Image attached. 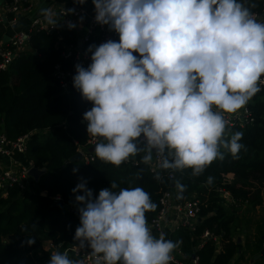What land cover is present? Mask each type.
Wrapping results in <instances>:
<instances>
[{
	"label": "clouds",
	"instance_id": "obj_1",
	"mask_svg": "<svg viewBox=\"0 0 264 264\" xmlns=\"http://www.w3.org/2000/svg\"><path fill=\"white\" fill-rule=\"evenodd\" d=\"M92 4L95 22L119 37L89 45L85 54H91V62L74 65L73 87L92 104L83 120L88 135L97 139L96 158L119 167L144 152L142 161L150 164L155 152L163 157V169H191L194 177L224 159L221 149L238 159L243 132L225 138L221 113L237 112L261 91L264 22L251 11L257 5L245 0ZM41 15L58 25L50 10L41 9ZM76 26L67 22L70 30ZM213 181L207 177L206 185ZM176 187L179 198L186 187L179 181ZM117 188L112 181L94 195L79 178L71 190L79 214L77 246L91 250L94 264H170L180 242L152 235L145 213L157 205L150 194L141 187ZM35 242L26 239L28 245ZM61 247L48 264H78Z\"/></svg>",
	"mask_w": 264,
	"mask_h": 264
},
{
	"label": "trees",
	"instance_id": "obj_2",
	"mask_svg": "<svg viewBox=\"0 0 264 264\" xmlns=\"http://www.w3.org/2000/svg\"><path fill=\"white\" fill-rule=\"evenodd\" d=\"M245 2L257 5L251 9L253 13L264 12V0ZM4 34L5 29L0 23V41ZM58 35L63 38L61 44H57ZM93 43L98 45V40L90 39L82 45L81 51L86 53ZM67 45L77 46L70 29L51 35L31 30L27 51L17 54L6 70H0V137L8 142L28 137L25 159L35 168L45 170L37 181L29 182L28 191L21 192L14 186L8 190L6 198L0 197V264H48L51 253L44 251L48 241L62 244L61 252L78 247L74 235L79 217L73 212L77 211V206L71 190L79 178L87 180V187L94 195H98L101 188L110 187L112 181L118 184L114 191L143 188L157 205L154 211L145 213L148 224L160 212L159 199L163 191L172 189L178 203L195 198L200 203L201 221L194 230L180 226L170 236V240L180 242L173 251L175 255L179 252L177 261L188 264L194 256L197 264H230L238 254L233 235L239 209L252 210L263 203L264 87L250 100L253 124L245 128L226 127L225 138L231 133L243 132L240 143L244 149L239 158L233 159L230 153L221 149L225 153L224 159L214 160L200 176H192L191 169L172 172L161 167L160 179H157L142 161L144 152L136 155L137 167L125 163L116 167L96 157L89 163L69 162L88 139L87 125L81 121L83 113L90 110L92 104L83 100L75 88L70 94H64L54 76L56 67L61 72L72 68L70 60L62 56ZM74 167L78 168L76 173H73ZM227 174H232L233 178L224 183L223 177ZM167 175H172V179ZM209 176L214 177V181L206 185ZM177 181L186 187L179 198ZM218 189L229 192L235 205H226L217 193ZM55 198H59L61 206H55ZM205 232L210 238L201 240ZM27 237L35 238L36 242L28 245ZM216 237L220 238L218 254L215 252ZM245 247V254L257 256L263 250L264 242L258 237L255 246L251 247L247 242ZM243 261L241 255L235 264ZM253 264H264L263 257Z\"/></svg>",
	"mask_w": 264,
	"mask_h": 264
},
{
	"label": "built area",
	"instance_id": "obj_3",
	"mask_svg": "<svg viewBox=\"0 0 264 264\" xmlns=\"http://www.w3.org/2000/svg\"><path fill=\"white\" fill-rule=\"evenodd\" d=\"M26 1V0H25ZM24 1V2H25ZM1 6H3L4 14H11L16 16L19 13H27V10L31 7L30 4L24 7L23 0H8L3 1ZM69 9H74V13H69ZM51 12V11H50ZM52 13V12H51ZM85 13L76 7H69L66 9H61L57 12L59 19L57 20V26L52 27V25L47 23L44 16L37 17L32 20L31 30L43 31L46 34H58L60 30L69 29L67 27V22H74L83 16ZM53 15V13H52ZM256 19L260 22H264V12L262 14H255ZM54 16V15H53ZM94 16L90 15L88 17L87 30L82 44L88 42L90 39L96 38L98 40V45L105 42L107 39L118 40V35L114 32H109L107 26H101L97 24L94 20ZM0 23H3V19L0 17ZM9 24L15 25L16 19L9 21ZM72 30V29H71ZM29 32H18L8 39L6 43L0 41V70H6L7 67L12 63L13 59L17 54L21 52H26L28 49L29 42ZM63 38L58 35L57 44H61ZM63 58L70 60L72 68L68 72L59 71L58 67L55 68L54 76L60 83V87L64 94H70L74 87L72 82V77L75 74L74 65L77 62L82 63L85 67L88 66L90 57L89 55L83 53L81 49L77 46L67 45L64 47ZM260 87H264V75L261 76L258 82ZM251 101L245 105L244 108L238 110L235 113H221L226 121L227 127H239L245 128L252 125L254 122L253 113L249 108ZM213 111H220L213 107ZM82 124L87 125V121L82 120ZM28 137H23L18 139L16 142H8L5 138L0 137V197L6 198L8 195V190L14 186L18 187L21 192H26L29 190V182L33 180L29 174L32 170L37 169L34 167L31 161L25 159L26 153V142ZM97 139L88 135V139L84 146L78 147L76 154H80L82 157V162L89 163L94 161L96 155L95 152L90 153L89 149L95 147ZM163 157L159 154L153 153V159L150 164H147L149 172L153 176H160L161 173V163ZM131 167H137L139 162L136 156L130 157L128 161L124 162ZM39 170V169H37ZM168 179H172V175H167ZM233 178L232 174H227L223 177L224 183L230 182ZM217 193L225 201L226 205H235V200L232 198L229 192L222 189H218ZM176 193L170 189L169 191H163L159 199L160 212L156 218L148 224L152 235H156L158 238L161 233L164 232V226L168 220L175 221V229L180 226L188 227L190 230H194L196 224L200 222V203L195 198L187 200L182 203H178L175 199ZM58 202L59 198H55ZM210 238L209 233H203L201 240ZM60 244H54L50 241L44 244V251L50 252L51 254L57 250V246ZM66 252L70 259L76 260L78 264H94V258L90 250L81 249L79 247H74L66 249ZM174 259L170 264H184L176 259V255L171 254ZM188 264H197V259L194 258Z\"/></svg>",
	"mask_w": 264,
	"mask_h": 264
},
{
	"label": "crops",
	"instance_id": "obj_4",
	"mask_svg": "<svg viewBox=\"0 0 264 264\" xmlns=\"http://www.w3.org/2000/svg\"><path fill=\"white\" fill-rule=\"evenodd\" d=\"M24 1L25 0H23L24 7L25 6L28 7L29 4L31 7L27 10V13H19L16 16L11 15V14H7V15L4 14L3 6H1L2 3H0V17L3 19L2 24H3V27L5 29V34H4V37L1 41L2 43L7 42V41H4L5 37H7L9 39L15 33H18V32L26 33V32L31 31L32 20L37 18V17L43 16V15H41V9L50 10L54 15L53 17L56 20H58L59 17L56 14L59 10L74 6L80 10H83L85 13L83 16H81V17H83V19H81V17H80L79 19H77L75 21L77 26L74 29H72L74 36L76 38L77 47L79 49L82 48V45H83L82 40L84 39L85 34H86L88 17L90 15L95 14L94 5L92 4V0H85V2L83 4L78 3L77 0H26L25 2ZM12 19H16L15 25L9 24V21H11ZM79 40H80V43H78ZM262 197H263V203L260 206L256 207L255 209H252V210H259L260 208L264 209V190L262 192ZM237 221H238V219H237ZM175 225H176L175 221L168 220L166 222V224L164 226V232H163L166 239L170 240V236L177 230V229H175ZM241 225H242L241 222H239V224L238 223L236 224V232L233 235V241L238 246V254L233 258V260L231 261L230 264L237 263V261L239 260L241 255H243L244 261L241 262L240 264H253L254 262H256V261H253V259L256 256L252 257L249 253L245 254V250H246L245 246H246L247 242L251 247L255 246L256 245V241H255L256 237L254 239L252 238L250 241V238L252 236H254L255 234L254 233L252 234L251 230L249 229L251 232V237H250L248 228H242ZM262 231L264 232L263 228H262ZM154 236H156V235L154 234ZM219 251H220V238L216 237L215 238V252H216V254H218ZM178 253L179 252H177V254H176L177 256L179 255ZM172 254L175 255L174 252ZM194 258L195 257L193 256V259ZM263 258H264V256H263ZM193 259L191 258V260H193Z\"/></svg>",
	"mask_w": 264,
	"mask_h": 264
},
{
	"label": "rangeland",
	"instance_id": "obj_5",
	"mask_svg": "<svg viewBox=\"0 0 264 264\" xmlns=\"http://www.w3.org/2000/svg\"><path fill=\"white\" fill-rule=\"evenodd\" d=\"M239 210L237 223L239 224V222H241L242 228H248V230H251L252 234H255L251 237V232L249 230V235L251 237L250 241L255 237V241H257L258 237H264V232L262 231V228L264 230V209L260 208L259 210H248L247 208L241 207Z\"/></svg>",
	"mask_w": 264,
	"mask_h": 264
},
{
	"label": "water",
	"instance_id": "obj_6",
	"mask_svg": "<svg viewBox=\"0 0 264 264\" xmlns=\"http://www.w3.org/2000/svg\"><path fill=\"white\" fill-rule=\"evenodd\" d=\"M4 0H0V3H2ZM4 41H8V38L7 37H5L4 38ZM78 43H80V40H79V42ZM94 148L95 147H92V148H90L89 149V152L90 153H93L94 152ZM74 161H76V162H82V157H81V155L80 154H76L75 156H73L72 158H70L69 159V162H74ZM45 173V170H37V169H34V170H32L31 172H30V174H29V176L31 177V178H33L35 181H37L43 174ZM62 205V202L61 201H58L56 204H55V206L56 207H58V206H61ZM78 217H79V214H78V212L77 211H73ZM261 239L264 241V237H261ZM264 256V248H263V250L261 251V253L259 254V255H257L254 259H253V261H257V260H259L261 257H263ZM192 259H193V257H192Z\"/></svg>",
	"mask_w": 264,
	"mask_h": 264
}]
</instances>
